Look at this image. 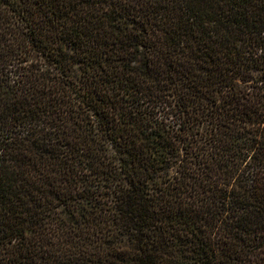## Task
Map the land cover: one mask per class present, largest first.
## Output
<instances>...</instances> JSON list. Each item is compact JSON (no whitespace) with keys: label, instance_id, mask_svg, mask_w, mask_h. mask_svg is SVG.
<instances>
[{"label":"trees","instance_id":"1","mask_svg":"<svg viewBox=\"0 0 264 264\" xmlns=\"http://www.w3.org/2000/svg\"><path fill=\"white\" fill-rule=\"evenodd\" d=\"M0 264H264V0H0Z\"/></svg>","mask_w":264,"mask_h":264}]
</instances>
